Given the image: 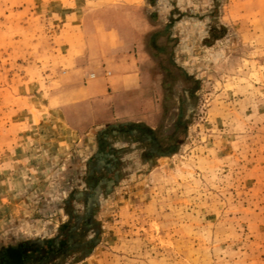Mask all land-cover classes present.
<instances>
[{"label": "rangeland", "instance_id": "374dc122", "mask_svg": "<svg viewBox=\"0 0 264 264\" xmlns=\"http://www.w3.org/2000/svg\"><path fill=\"white\" fill-rule=\"evenodd\" d=\"M120 1L0 0V249L78 222L48 264H264V0H143L163 92L67 128L64 21Z\"/></svg>", "mask_w": 264, "mask_h": 264}, {"label": "crops", "instance_id": "0c3cea01", "mask_svg": "<svg viewBox=\"0 0 264 264\" xmlns=\"http://www.w3.org/2000/svg\"><path fill=\"white\" fill-rule=\"evenodd\" d=\"M93 9L99 7L85 6L64 21V41L58 48L59 78L75 86L54 112L62 111L65 127L70 129L78 120L70 115L73 109L78 110L80 122L100 129L128 121L133 98H153L167 81L160 55L149 44V37L158 30L145 16L143 0H122L103 12ZM140 118L132 120L137 124L136 131H143L139 127L144 117Z\"/></svg>", "mask_w": 264, "mask_h": 264}, {"label": "trees", "instance_id": "16d2710c", "mask_svg": "<svg viewBox=\"0 0 264 264\" xmlns=\"http://www.w3.org/2000/svg\"><path fill=\"white\" fill-rule=\"evenodd\" d=\"M158 53L161 55L160 52ZM111 128L107 129V131L111 132ZM94 197L93 194H90L89 198H91V203L95 201L93 200ZM89 201L90 199L87 202L88 204H90ZM88 209H90V207H88ZM88 209L85 215V217L88 218L87 220H89L90 214ZM71 216L72 218L75 217L73 213ZM65 227L68 228L70 225L67 224L64 228ZM79 228L78 223H76L74 228L68 230L69 233L64 238L57 236L49 240H28L16 246L1 248L0 255H2V258L0 264H48L57 261L63 258L69 251L81 249L83 247V242L77 238V235L84 233V229L81 228L82 232L78 234L76 231ZM9 252L13 254L15 258H9L10 255H7Z\"/></svg>", "mask_w": 264, "mask_h": 264}, {"label": "flooded vegetation", "instance_id": "af4514ba", "mask_svg": "<svg viewBox=\"0 0 264 264\" xmlns=\"http://www.w3.org/2000/svg\"><path fill=\"white\" fill-rule=\"evenodd\" d=\"M98 191H99V190H98ZM98 191H96V192H98ZM92 193H93V192H92ZM91 195H92V194H91ZM87 205H88V206H87V209H88V207H90L91 205L88 204V203H87ZM90 208H91V207H90ZM86 213H87V212H86ZM89 213H90V212H89ZM76 223H78V222H76Z\"/></svg>", "mask_w": 264, "mask_h": 264}]
</instances>
